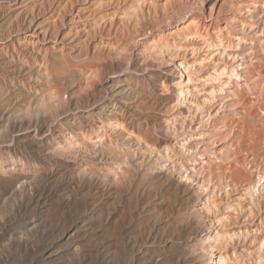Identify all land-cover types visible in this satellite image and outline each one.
I'll return each mask as SVG.
<instances>
[{
    "label": "rangeland",
    "instance_id": "obj_1",
    "mask_svg": "<svg viewBox=\"0 0 264 264\" xmlns=\"http://www.w3.org/2000/svg\"><path fill=\"white\" fill-rule=\"evenodd\" d=\"M244 41L264 0H0V264H264L263 112L192 111Z\"/></svg>",
    "mask_w": 264,
    "mask_h": 264
},
{
    "label": "bare ground",
    "instance_id": "obj_2",
    "mask_svg": "<svg viewBox=\"0 0 264 264\" xmlns=\"http://www.w3.org/2000/svg\"><path fill=\"white\" fill-rule=\"evenodd\" d=\"M240 46H239L240 48L238 47V49L237 48H234V50H231L230 49L228 51V54L230 56H232L233 58L234 57L237 58V56H238V58H240V60H241V62H239L240 63V66H239L240 70H239V68H238V70H236L237 68L236 69L233 68L234 69L233 71L229 72L230 71L229 70L228 72H225V71L228 70L227 69V70L224 71L225 74H224L223 71L222 72H218L216 70L215 72H218V73L216 74V76L213 79H216V81L218 80V82H220V84H221L220 89L213 90L211 92L210 99L203 106H193V108H192L193 114H195L198 111H201L200 108H202V112L203 111L206 112V114H204L205 120H209V119H210V121L213 120V122H214L213 125H216L217 122L220 120V116H214L215 114H213V110H214L215 104H218V103L219 104H221V103L222 104H226L228 101L234 100V105H231L230 107L228 106L227 109L230 111L231 114L238 115L239 113L237 112V107L244 102V99H243V91L245 89H247L248 92L255 98V104L257 103V105H259V107L261 109L260 111H262L263 112L262 115H264V74L261 73L259 70H258L259 73L256 72V70H255V72L258 73L259 75H256L255 72H252L253 69L256 68V65L261 66L262 68H264V48L259 49L260 52H258L257 49H256V45L255 44H253V43L247 44V43H245V41H244V44H242ZM249 46H250V48L252 49L253 52H252V56H249L248 57L247 54H246L245 49L247 47H249ZM224 50H226V49H224ZM240 72H241V74H240ZM249 73H251L252 75L250 76ZM222 74L225 75V76H227L225 78L227 80L223 79L224 77L222 76ZM251 107H253V106H251ZM251 110H253V109L251 108ZM251 110H249V111H251ZM254 112H255V110H254ZM247 113H248V111H247ZM217 114L218 113H216V115ZM211 118H212V120H211ZM244 119H245V117H244ZM251 126H249V127H251ZM234 127L235 126H233L232 123L218 125L216 127V132L213 135H207L205 137V140H202L199 143H196V145H194V146L199 147V148H202V150L201 149L200 150L203 151L206 154L208 152L212 153V151L215 150V151L219 152V154H221L223 156L226 155L228 157H230V156L233 157L234 155H231L230 153H228L225 150V146L227 144H230L231 138H233L235 136V128ZM258 127H259V125H258ZM262 127H264V126H262ZM247 128H248V125H247L246 129ZM250 129H252V128H250ZM213 131H214V127H213ZM213 131L211 133H213ZM263 133L258 128H255V130L252 132V136H251L252 139H250V140H253V142H254L255 145H256V143L259 144L262 141V139H264L263 138V135H264ZM239 135H241V134L239 133L238 136ZM248 136H250V135H248ZM251 137H248V138H251ZM239 138H240V136H239ZM243 141H244V139H243ZM250 142H252V141H250ZM206 143H207L208 146H205ZM254 144H253V146H254ZM249 145H252V144L250 143ZM253 146H251V147H253ZM258 146H256V148H258ZM207 147H209V148H207ZM261 149H262V147L260 148V152H261ZM258 151H259V148H258ZM253 152H254V150H253ZM257 153H259V152H257ZM257 153H255V154H257ZM242 155H244V154H242ZM260 155H261L260 156L261 157L260 160L256 159L257 161L254 160L255 161L254 163L252 162V160L249 157H246L245 155L242 156V157H240L241 155L240 156H236V157L234 156L233 159H234L235 162H237L238 164H240V166L242 165V166L247 167L249 170H251V173H256L259 176L261 174L264 175V153H262ZM200 163L203 164V165L200 166V164H198V163H197V165H199L200 167H202L201 168L202 171L205 168L204 166H206V165L207 166L208 165H212V164H209L210 162H207L204 158L202 159V161L200 160ZM200 173L201 172L199 171V174ZM225 174L221 175L220 181L218 182L220 184L221 188L223 186V183L227 179V176H226L227 174L226 175ZM248 174H250L249 171H248ZM251 175H253V174H251ZM251 186H253V185H251ZM252 188H254V187H252ZM256 203H258V202L256 201ZM250 204L251 203H249V205Z\"/></svg>",
    "mask_w": 264,
    "mask_h": 264
}]
</instances>
